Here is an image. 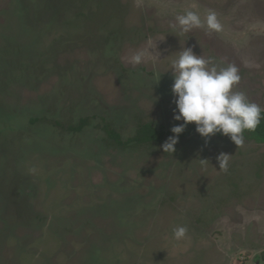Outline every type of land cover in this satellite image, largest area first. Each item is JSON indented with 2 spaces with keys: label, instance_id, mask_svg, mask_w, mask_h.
Returning <instances> with one entry per match:
<instances>
[{
  "label": "rangeland",
  "instance_id": "374dc122",
  "mask_svg": "<svg viewBox=\"0 0 264 264\" xmlns=\"http://www.w3.org/2000/svg\"><path fill=\"white\" fill-rule=\"evenodd\" d=\"M188 10L215 12L220 31L172 27ZM184 48L235 65L233 90L264 108V0H0V264L264 255V143L195 133L172 153V135L121 147L101 127L127 140L143 123H183L170 67Z\"/></svg>",
  "mask_w": 264,
  "mask_h": 264
},
{
  "label": "clouds",
  "instance_id": "9594fccd",
  "mask_svg": "<svg viewBox=\"0 0 264 264\" xmlns=\"http://www.w3.org/2000/svg\"><path fill=\"white\" fill-rule=\"evenodd\" d=\"M172 27L183 32L194 28H205L207 31H220L221 24L217 15L209 11L203 19L195 12L188 10L177 15ZM141 55L132 57L133 63H140ZM173 73L172 94L175 108L173 119L183 121L171 128L173 133L162 145L164 152H174L179 135L189 123H195L196 131L210 139L220 133L230 137L236 145L244 142L245 130L254 132L264 118V108L251 102L243 91L233 88L240 81L239 70L235 65L217 67L212 59H205L194 54L192 48H184L179 56L171 61ZM219 168L227 170V154L217 157ZM186 233L185 227L174 229L177 239Z\"/></svg>",
  "mask_w": 264,
  "mask_h": 264
},
{
  "label": "trees",
  "instance_id": "16d2710c",
  "mask_svg": "<svg viewBox=\"0 0 264 264\" xmlns=\"http://www.w3.org/2000/svg\"><path fill=\"white\" fill-rule=\"evenodd\" d=\"M34 121H37L36 119ZM59 124L58 122H55ZM90 123L89 117H83L78 123L70 125L69 129L75 132L81 131ZM108 138L115 144L121 147H128L129 145H149L152 143H162L165 141L167 135H173L171 131L156 127L153 123L147 122L140 124L136 129L135 134L123 140L121 133L113 126L111 122L104 121L101 125ZM197 133L195 123H189L183 133L179 135L180 138L188 137ZM217 137H225L220 133L215 134ZM244 139L253 140L258 143H264V118H262L260 125L254 132L245 130Z\"/></svg>",
  "mask_w": 264,
  "mask_h": 264
},
{
  "label": "flooded vegetation",
  "instance_id": "af4514ba",
  "mask_svg": "<svg viewBox=\"0 0 264 264\" xmlns=\"http://www.w3.org/2000/svg\"><path fill=\"white\" fill-rule=\"evenodd\" d=\"M258 259H259V261H258L259 263H257V260ZM258 259L256 260L255 264H264V255H262V257L261 258H258Z\"/></svg>",
  "mask_w": 264,
  "mask_h": 264
}]
</instances>
